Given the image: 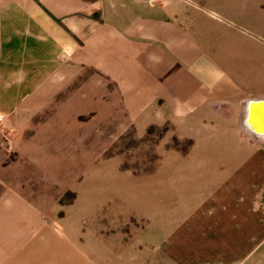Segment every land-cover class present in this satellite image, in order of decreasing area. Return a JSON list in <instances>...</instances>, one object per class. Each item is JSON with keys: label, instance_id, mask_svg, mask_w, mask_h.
<instances>
[{"label": "crops", "instance_id": "crops-1", "mask_svg": "<svg viewBox=\"0 0 264 264\" xmlns=\"http://www.w3.org/2000/svg\"><path fill=\"white\" fill-rule=\"evenodd\" d=\"M161 1L0 0V96L33 94L70 60L115 82L128 111L210 128L207 149L177 156L189 174L177 219L192 227L177 264H264V71H249L244 33L230 53L231 0ZM45 234L30 246L50 251ZM6 235L0 264L15 253Z\"/></svg>", "mask_w": 264, "mask_h": 264}, {"label": "rangeland", "instance_id": "rangeland-1", "mask_svg": "<svg viewBox=\"0 0 264 264\" xmlns=\"http://www.w3.org/2000/svg\"><path fill=\"white\" fill-rule=\"evenodd\" d=\"M231 1L230 53L244 33L249 71L261 73L264 0ZM123 101L115 82L70 60L33 94L0 96V233L15 250L5 264H21L23 240L29 264H177L178 235L192 228L177 219L189 175L177 156L213 134ZM39 233L50 251L30 246Z\"/></svg>", "mask_w": 264, "mask_h": 264}, {"label": "water", "instance_id": "water-1", "mask_svg": "<svg viewBox=\"0 0 264 264\" xmlns=\"http://www.w3.org/2000/svg\"><path fill=\"white\" fill-rule=\"evenodd\" d=\"M264 132V131H263Z\"/></svg>", "mask_w": 264, "mask_h": 264}]
</instances>
